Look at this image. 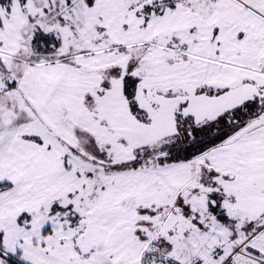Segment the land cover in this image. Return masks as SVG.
<instances>
[{"label": "snow or ice", "instance_id": "snow-or-ice-1", "mask_svg": "<svg viewBox=\"0 0 264 264\" xmlns=\"http://www.w3.org/2000/svg\"><path fill=\"white\" fill-rule=\"evenodd\" d=\"M0 264H264V0H0Z\"/></svg>", "mask_w": 264, "mask_h": 264}]
</instances>
